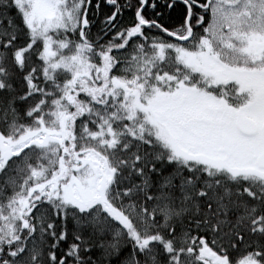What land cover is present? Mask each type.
Masks as SVG:
<instances>
[{
    "label": "snow or ice",
    "instance_id": "6c2138e0",
    "mask_svg": "<svg viewBox=\"0 0 264 264\" xmlns=\"http://www.w3.org/2000/svg\"><path fill=\"white\" fill-rule=\"evenodd\" d=\"M104 3L0 0V264H264V0Z\"/></svg>",
    "mask_w": 264,
    "mask_h": 264
},
{
    "label": "trees",
    "instance_id": "16d2710c",
    "mask_svg": "<svg viewBox=\"0 0 264 264\" xmlns=\"http://www.w3.org/2000/svg\"><path fill=\"white\" fill-rule=\"evenodd\" d=\"M95 3L96 0H93V4ZM109 11L110 9L105 5L104 0H100V9L98 14L95 17H90V18L93 20L94 24L99 25V22L104 18V14ZM130 18H131V12H125L123 17L124 22L126 23ZM95 31L96 29L93 28V32Z\"/></svg>",
    "mask_w": 264,
    "mask_h": 264
}]
</instances>
